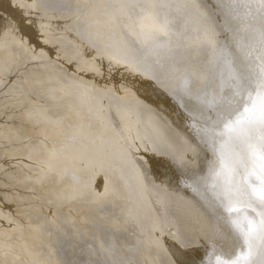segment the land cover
<instances>
[{
  "label": "bare ground",
  "instance_id": "obj_1",
  "mask_svg": "<svg viewBox=\"0 0 264 264\" xmlns=\"http://www.w3.org/2000/svg\"><path fill=\"white\" fill-rule=\"evenodd\" d=\"M233 27L216 0H0V264L235 254L201 130Z\"/></svg>",
  "mask_w": 264,
  "mask_h": 264
},
{
  "label": "snow or ice",
  "instance_id": "obj_2",
  "mask_svg": "<svg viewBox=\"0 0 264 264\" xmlns=\"http://www.w3.org/2000/svg\"><path fill=\"white\" fill-rule=\"evenodd\" d=\"M234 22L235 91L217 111L209 136L226 223L237 241L232 256L215 253L203 264H264V0H216ZM150 34L165 25L151 14L140 18ZM177 264H185L178 259Z\"/></svg>",
  "mask_w": 264,
  "mask_h": 264
}]
</instances>
